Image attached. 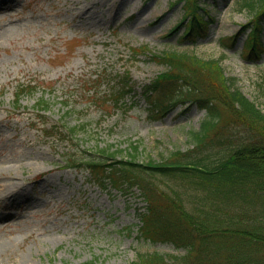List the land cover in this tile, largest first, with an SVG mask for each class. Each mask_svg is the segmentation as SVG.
<instances>
[{
	"label": "rangeland",
	"instance_id": "obj_1",
	"mask_svg": "<svg viewBox=\"0 0 264 264\" xmlns=\"http://www.w3.org/2000/svg\"><path fill=\"white\" fill-rule=\"evenodd\" d=\"M203 1L215 23L192 44L181 41L183 27L170 33L184 14L178 0H0V244L8 245L0 264H140L142 255L185 253L141 236L148 202L139 186L101 185L82 158L130 160L137 146L142 164L194 147L206 110L178 104L154 115L144 89L168 67L151 54L218 60L264 113V56L242 59L246 34L233 49L220 43L253 15L244 0ZM125 73L132 89L120 96ZM21 85L36 86L17 101ZM220 126L212 159L225 147L219 137H243L234 124ZM147 179L181 190L177 180Z\"/></svg>",
	"mask_w": 264,
	"mask_h": 264
},
{
	"label": "trees",
	"instance_id": "obj_2",
	"mask_svg": "<svg viewBox=\"0 0 264 264\" xmlns=\"http://www.w3.org/2000/svg\"><path fill=\"white\" fill-rule=\"evenodd\" d=\"M178 2H183L184 14L170 33L184 27L181 41L195 44L206 39L215 23L206 1ZM244 8L253 17L220 43L233 49L246 34L242 59L259 62L264 56V0H244ZM151 55L169 69L144 89L154 115L162 117L178 104L206 110L200 129L191 132L194 147L172 152L159 162L139 164L138 147L132 146L130 160L102 165L86 157V164L90 161L87 169L91 173L110 171L106 181L112 185L123 180L139 186L148 202L141 218V236L185 250L180 256L142 255L140 264H264V113L233 87L218 60L178 51ZM117 82L120 96L132 89L130 77L121 76ZM35 86L21 85L16 100ZM223 120L234 124L235 130L242 128L243 137L237 141V133L219 137L225 147L219 158L212 159L208 148L215 146ZM143 173L177 180L181 190L158 188Z\"/></svg>",
	"mask_w": 264,
	"mask_h": 264
},
{
	"label": "bare ground",
	"instance_id": "obj_3",
	"mask_svg": "<svg viewBox=\"0 0 264 264\" xmlns=\"http://www.w3.org/2000/svg\"><path fill=\"white\" fill-rule=\"evenodd\" d=\"M79 14V13H78ZM82 23H88V19H83V21H82ZM1 187H6L7 186V184L4 182V183H2L1 185H0ZM13 187H15L16 185H12ZM3 190H5V189H3ZM8 247V245L7 244H0V250H5L6 248ZM25 261V260H24Z\"/></svg>",
	"mask_w": 264,
	"mask_h": 264
}]
</instances>
